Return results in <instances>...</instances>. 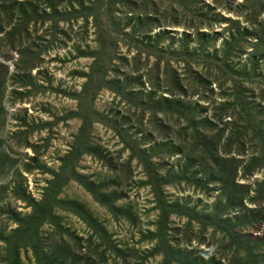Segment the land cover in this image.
Wrapping results in <instances>:
<instances>
[{
	"label": "rangeland",
	"instance_id": "1",
	"mask_svg": "<svg viewBox=\"0 0 264 264\" xmlns=\"http://www.w3.org/2000/svg\"><path fill=\"white\" fill-rule=\"evenodd\" d=\"M132 1L135 6L113 8L115 17L126 20L121 23L124 33L133 20L147 15L148 26L141 29L149 30L151 39L160 32L168 34L157 49L155 45L145 49L143 40L114 35L117 45L110 53L109 71L102 81L97 80L96 94L89 89L93 98L85 94L81 99L92 63L88 54L97 46L85 12L68 9L57 27L32 22L27 34V28L18 27L25 26L22 17L11 24L0 11V264L7 258L6 243L11 242L12 254L18 239L23 242L17 248L19 264H37L32 251L36 240L41 248L57 253L64 264H160L161 257L151 254V234L161 212L168 217L170 245L193 264H251L253 260L264 264V165L259 167L254 161L256 154L263 159L264 154L246 142L238 153L232 150L222 156L228 160L227 171L219 172L220 167L206 157L201 167L196 164V175L188 178L193 169L183 173V166L189 145L180 139L179 125L161 114L154 125L151 114L136 105L144 104L150 95L156 100L169 98L164 92L168 64L179 79L190 81L188 65L202 73L207 62H221L223 43L232 40V50L224 53L243 51L232 62L243 77H234L248 91L247 103L259 107L253 117L260 113L264 119V87L253 73L243 70L258 51L261 37V57L255 58L264 66V9L259 8L264 0H192L186 8L181 0ZM13 27L18 31L11 37ZM184 36L192 39L189 47L197 50L195 62L185 56L184 63L167 49L172 46L180 53L179 41ZM198 38L205 41L196 43ZM160 50L164 55H158ZM157 62L161 63L159 87ZM114 84L116 91L106 87ZM231 86L214 81L213 92L206 93L204 100L193 88L183 99L199 105L200 118L214 121V132L221 137L214 133L213 139H220L219 143L230 132L234 137L229 121H238L235 110L223 108L233 93L240 96L235 89L232 93ZM78 99L83 103L80 112L93 110L95 117L89 135L91 156L80 158L75 173L97 189L105 205L79 183L69 182L53 204L57 207L54 219L50 217L39 230L31 228L29 236L12 237L18 227L14 220L32 214L33 207L22 194L40 202L53 180L51 172L60 171L61 161L72 150L80 130L75 116ZM169 124L172 133L167 135ZM250 139L245 136V141ZM219 147L222 153L224 147ZM146 169L151 170V179ZM69 202L80 205L92 223L105 231L107 242L100 241L98 233L63 205ZM27 237L32 239L30 245L24 244ZM177 260V264H187L180 256Z\"/></svg>",
	"mask_w": 264,
	"mask_h": 264
},
{
	"label": "trees",
	"instance_id": "2",
	"mask_svg": "<svg viewBox=\"0 0 264 264\" xmlns=\"http://www.w3.org/2000/svg\"><path fill=\"white\" fill-rule=\"evenodd\" d=\"M182 1L183 0H181L180 5L186 8V5H189L192 0H187L186 3ZM148 2H151V0H148ZM124 4H126V6L128 7L135 6L132 0H0V11L3 13V15L9 18L11 24L13 23L14 19L17 21L18 17L19 19L22 17L24 21L23 25L25 26L18 27L24 30L29 27L32 22H41L42 24L51 23L53 27H57L59 20H65V13H67L66 11L68 9H71L70 13H78L77 9H82V11L85 12L86 16L84 17V20L85 22H88V19H90V21L92 22L97 46L94 51L88 54V56H90V58L92 59V63L88 75H86V83L84 85V89L79 96L81 99L85 97V94L90 95V98H93V95L97 93L95 91L98 87V85L96 86L97 80L102 81L103 77H105L106 75V72L109 71L108 66H110L113 60L112 57H110V53L115 52L117 45V43L114 41V35L119 36L121 34L123 38H136L139 41L143 40L145 49H147L151 45H155L154 48L157 49L160 43L164 40L166 34H168L167 32H160L159 34H156L154 36V39H151L148 35L150 31L141 29L143 28V26H148L147 15H145L144 19L141 17H137L135 21L133 20L134 25L130 27L128 33H124V31L121 29V26L123 25H121V23L125 22L126 20L124 21L121 18L115 17L114 13L117 12V10L113 9L114 7L119 8ZM260 4L261 7L259 8L264 9V1H262V3ZM102 16H105L107 23L102 22ZM130 21L132 20L129 19V22ZM108 26H111L112 28H108ZM16 31H18V29L13 27L12 30H10L9 36L13 37L16 34ZM28 32L29 29L27 28L26 33L28 34ZM169 39L173 42L171 38ZM190 39L188 36H184L179 41L181 42L182 47L181 52L184 51V53H175L172 46H169L167 49L170 51V53L173 52L174 55H177L179 57L181 56L182 58L180 59L184 63L185 56L193 58V61L195 62V59L197 58V50L191 49L189 47V44L192 41V39ZM201 40L205 41L204 38H198L196 39V43ZM231 42L232 40H226L223 43V51L221 52L222 56L220 57L222 59L221 62H217L216 64L207 62L206 66L201 69L202 73H200V70L197 71L196 69H192L194 68V65H188V70L186 72L191 76L190 81L186 78H183V80L179 79V75H177V73L175 74L173 69L168 64V67H165L168 73L167 77L165 78V82L167 83V85L165 86L167 89H165L164 92L168 94L169 98L156 100L154 98V95H150L144 104H136L138 107L142 108L144 113L147 112V114H151V122L153 121L154 125L159 122V120H157L159 114L164 116L165 119L170 123L175 122L176 124L174 126L179 125L178 134L179 136H181L180 139L189 145L188 154L185 156V158L187 157V164L183 166L185 169V172L183 173H186L188 172V170L190 171V169H193L192 171H190L192 172V174L188 178H193L196 175V164L201 167V165L204 164L205 161H207V158H210L212 160V164H214L215 166L218 165V167H220L219 172L227 171L229 166L228 160L222 156L227 153L229 154L232 150H235L238 153L239 148H243L246 142H249L251 144L250 149L254 150L253 146H255V148H259L258 152L262 154V156L264 154V119L260 118V113H256L253 117V112L256 109H259V107H251L247 103L246 94L248 91H244L241 86L242 82L238 81L234 77V75L236 74L240 75V73H238L232 65L234 55L236 57H241V55L244 54L243 51H237L233 55L234 50L232 51V53L231 51H229L230 53H224V51L226 50H232ZM261 46L262 37L259 40L257 48L258 51L252 54V58L249 60L248 64L249 66H244L243 70L244 72L250 71V73H253L255 78H259L261 80L260 84L264 87V66L262 67L259 63V60H256L255 58L257 56L261 57V55L259 54L262 52ZM242 48L243 45L241 49ZM157 53L158 55H164V52L162 50ZM210 55L206 57V60L210 58ZM160 64L161 63L158 62L155 64L157 74L156 77H154L157 78V87H159V84L161 83V78L159 76ZM113 72L116 73L117 71L114 70ZM240 76L243 77L242 75ZM218 80H221L223 82V85L227 84L228 82L231 83L232 93L234 92L233 89H235L240 94V96L238 97L237 93H233V95H231L232 100L229 99V102H227L223 107L225 110H235L238 114V121H229V125H232L233 133L235 134L233 137V134L230 132V136L225 138L222 143H219L220 139L216 141L215 139H213L214 133L221 137L220 134L214 132V121L212 122V119L210 120L209 118L205 117L200 118L199 115L201 114V108L199 107V105L190 104L186 100H183L187 96L189 88L195 89L197 93L200 92V94L202 95L200 99L204 100L206 98V93L213 92L212 88L210 87L212 86L214 81ZM91 84H93V87H91ZM106 87L109 90L116 91V84H114L113 86L107 85ZM89 89H92L94 94L89 93ZM228 91L229 88H227L226 93ZM118 94L122 95L120 91L118 92ZM262 94L264 96V91H262ZM78 101L79 110L77 113H75V116L80 120V130L73 141L72 150L65 158V160L63 159L61 161L60 171L58 173L51 172L53 180L48 183V188L45 190L40 202L32 199L29 196L26 197L25 194H22L25 201L27 203L29 202V204L33 207L32 214H29L24 218L18 217L14 220L15 223L18 224V227L11 232L12 237L17 234L29 236V234H31L32 232V230H30L31 228H33L34 226H38L37 230H39L40 227H42L41 225L49 223L48 219L50 217L54 219V210L57 209V207H55L53 204L58 200V196L61 194L62 189L69 182L79 183L80 186L84 188V190L88 194H90L96 202L101 205H105L102 202L103 196L98 193L97 189H94V187L90 184L87 185L86 180L75 173L76 167L80 162V158L82 156H91L89 135L92 129V117H95L93 110L80 112V108L83 107V103L80 102L79 99ZM261 113L264 114L263 111H261ZM171 133L172 130L170 129L169 124L165 129V134L168 135ZM246 135L247 137L251 136V139L245 141ZM253 142L254 145L252 144ZM220 144L224 147V149H222V153L220 152ZM128 150L131 153V150ZM254 161L259 164V167H262V165H264L263 157L261 158L257 154L256 158H254ZM143 166L146 167V165ZM146 172L149 178L152 172L149 169H146ZM57 204L60 205L62 204V202H58ZM63 205L69 207L70 211L74 215L80 216L81 220L85 224H87L92 230L98 233L100 235V241L107 242L105 240V231L99 229V227L96 226L94 222L92 223L89 215L84 212L83 209H80V205L73 202H69ZM168 227V217L164 214V212H161L157 217L154 231L151 234V238L154 243L151 254L161 257L160 264H173L175 262L177 264V258L179 256L181 257V259H184L181 261H185L187 264H193V261L188 260L181 254L180 251H176L175 248L170 245L169 239L171 241V238L168 235ZM24 229L26 230L22 231ZM34 235L39 237L40 234L39 232L37 233L35 231ZM5 239L4 241H6ZM15 242L16 247L11 246V248L15 247L12 254L9 251L11 242L6 243L8 252L7 258L4 259L5 264H19L17 248L20 244L21 247H23V242L20 239H18V242ZM27 243H29V245L32 243V239L30 237H27L25 239L24 244L27 245ZM32 251L35 259L37 260V264H64L57 258V253L50 252L49 250L41 248L37 240L36 244L32 247ZM254 261L255 260H253L251 264H254Z\"/></svg>",
	"mask_w": 264,
	"mask_h": 264
}]
</instances>
